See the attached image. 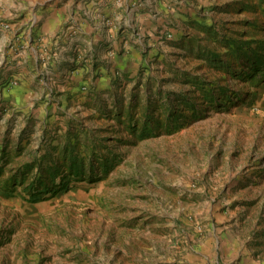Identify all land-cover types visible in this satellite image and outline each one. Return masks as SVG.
Listing matches in <instances>:
<instances>
[{"label":"rangeland","instance_id":"1","mask_svg":"<svg viewBox=\"0 0 264 264\" xmlns=\"http://www.w3.org/2000/svg\"><path fill=\"white\" fill-rule=\"evenodd\" d=\"M53 1L0 0V264H264V0H148L130 55L131 0L96 52L6 15Z\"/></svg>","mask_w":264,"mask_h":264},{"label":"crops","instance_id":"2","mask_svg":"<svg viewBox=\"0 0 264 264\" xmlns=\"http://www.w3.org/2000/svg\"><path fill=\"white\" fill-rule=\"evenodd\" d=\"M119 1V0H118ZM117 0H66L64 3L60 0H54L50 6L45 8L32 5L24 7L17 5L15 8H9L6 15L13 19L25 18L34 16V13L40 19L39 35H43L49 44L65 45L63 50H72L73 48L85 49L86 47L95 51V45L103 40L102 30L104 28V21L108 20L115 25V21H120L121 14L119 13V3ZM153 8L159 11V2L148 4V0H131L125 5V10H122V15L125 18L123 24L128 29L122 33L127 36L129 42L121 43V37L116 36V28L109 29V35L117 37L118 41H114L113 49L121 55H130L137 47L144 45L145 38L150 35L151 21L147 17L149 9ZM146 8V9H145ZM129 11V12H128ZM151 28V27H150ZM130 30V31H129ZM121 34V35H122ZM135 38L132 42L131 38ZM130 38V39H129ZM115 39V38H114ZM134 43V44H133ZM94 46V47H93ZM97 51V50H96ZM95 51V52H96ZM117 68L118 62L113 61L111 64ZM35 93L27 86L23 88L15 99L33 98ZM223 243L215 241V247L222 254ZM200 256L206 260L207 256L201 253Z\"/></svg>","mask_w":264,"mask_h":264}]
</instances>
